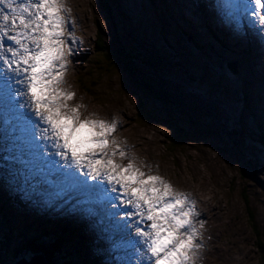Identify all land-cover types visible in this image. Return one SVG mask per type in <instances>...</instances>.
Masks as SVG:
<instances>
[{
	"label": "rangeland",
	"instance_id": "1",
	"mask_svg": "<svg viewBox=\"0 0 264 264\" xmlns=\"http://www.w3.org/2000/svg\"><path fill=\"white\" fill-rule=\"evenodd\" d=\"M170 1L69 0L80 19L78 22L72 16L73 29L77 32L83 25L84 47L79 63L76 61L75 68H69V79L74 92L79 93L78 99L85 95L91 106L100 107L96 112L122 114L120 130L123 129L122 133L128 139L127 150L120 140L118 142L138 167L163 177L177 191L193 195L198 206H206V215L197 220L198 228L203 224L204 228L199 230L206 237L205 241L201 240L203 246L198 264H262L264 52L262 58L254 50L248 55L244 47H236V44L248 33L255 35L256 30L264 38V25L251 15L253 2V7L243 4L239 7L237 3L242 0H231L235 18L240 15L241 8L257 27L256 30L239 31L235 27L236 19H224L217 5L211 8V16L203 15L202 18L195 0ZM177 22L184 23L186 28L178 26ZM209 34H215L222 44L228 41L230 45L216 44ZM232 34H238L237 38L234 39ZM185 35L192 43L183 40ZM230 47H236V50H230ZM252 47L251 42L245 46L246 49ZM224 53L233 54L231 61L227 60L230 59L228 55L224 58ZM235 55L239 58L234 59ZM132 56L126 63L134 62L131 63L133 73H130L125 71L124 57ZM256 60H259L257 65ZM80 79L86 85H82ZM87 86L90 87L86 91ZM160 87L164 98L157 93ZM169 94L173 96L172 101L166 99ZM77 105L83 108V102ZM173 121L181 127L179 137L173 134ZM36 126L41 128L39 124ZM12 128L13 121L0 116V148L3 150L0 157L2 163L11 161L9 165L0 166V189L15 190V185L24 183L29 204L24 211L23 207L12 209L6 200H2L6 215L13 210V220L9 217L0 219V247L7 246L8 253L25 243L27 236H17L18 222H22L20 227L42 228L50 226L47 222L57 218L73 216L76 221L70 219L71 223H85L84 228L88 227L92 236H99L95 241L99 243V251L102 248L106 253L97 251L92 243L84 254L90 260L89 264H129L122 255L120 237L110 236L111 231L97 222L100 214L94 221L75 218L70 212L63 213L59 203L69 198L67 190L47 187L44 174L29 177L25 163L21 165L23 170L17 167L13 155L10 157L5 147H9ZM12 151H17V147H12ZM117 159L127 163V160ZM12 165L18 170L14 176L16 182L10 181ZM1 168L10 178L5 172L1 173ZM39 191L46 196L39 198ZM110 200L113 202L112 198ZM109 202L106 199L104 204L107 206ZM34 212L41 213L37 214L42 219L40 223L39 217L32 215ZM65 224L67 228L73 226L70 222ZM123 224L126 222L118 227ZM8 230L11 231L5 234ZM72 234H76L83 246L88 244L83 235ZM133 242L131 239L129 245ZM259 246L263 248L261 251ZM9 255L0 252V264L2 260L13 264L20 259ZM30 257L31 250H28L25 258Z\"/></svg>",
	"mask_w": 264,
	"mask_h": 264
},
{
	"label": "snow or ice",
	"instance_id": "2",
	"mask_svg": "<svg viewBox=\"0 0 264 264\" xmlns=\"http://www.w3.org/2000/svg\"><path fill=\"white\" fill-rule=\"evenodd\" d=\"M251 15L264 25V0H253ZM7 11H4V10ZM71 10L65 0H0V61L23 90L15 97L45 125L42 139L56 150L60 166L76 169L93 181L119 191L122 203L137 218L136 249L145 264H198L202 233L197 227L195 202L174 189L163 177L145 172L114 138L118 123L83 118L81 105L73 106L75 93L66 90L68 58L77 43ZM10 32L14 34H9ZM3 38L13 46H5ZM71 41V43H69ZM127 160V163L117 162ZM73 176L74 173H67Z\"/></svg>",
	"mask_w": 264,
	"mask_h": 264
},
{
	"label": "bare ground",
	"instance_id": "3",
	"mask_svg": "<svg viewBox=\"0 0 264 264\" xmlns=\"http://www.w3.org/2000/svg\"><path fill=\"white\" fill-rule=\"evenodd\" d=\"M197 1L202 6V9H203L202 16L203 15L211 16L210 12L213 8H215V3L213 5V1H215V0H197ZM20 2H22V0H20ZM73 2H74V0H73ZM252 2H253V0H242V3L240 1H238L237 4L239 5V7H241L243 5L247 6V7L248 6L253 7ZM65 3H66V6L71 10V20L73 21V18H72V16H73L74 20L79 22L80 21L79 15H78L77 11L75 10L73 4L70 3L69 0H65ZM211 6H214V7H211ZM4 11H7V10L5 9ZM239 13H240V15L235 18L236 21L238 22V23L236 22V26L238 29H240L239 31H241V29H243L242 23L244 24L245 27H248V28L254 29V30L257 29L255 24L251 21L250 15H248V13L246 11H243V10H241V8H239ZM226 17H228V19H231L232 15L230 16V15H227V13H226ZM177 23H178V26L180 25L181 27L186 28V25L184 23L182 25L179 24V22H177ZM249 24H251L252 26ZM82 29H83V25L82 26L80 25L78 31L76 32L73 29V25L70 26V30L74 31V33H75V36L77 38V43L73 46V53L68 58L67 71H66L65 77H64L65 83H64L63 87L66 90L71 91L73 93H75L74 89H73L74 86H73L71 80L69 79L70 75L68 74V71H69L70 67L75 68V66L77 65L76 61L78 63L80 61L79 60L81 58L80 52L82 49H84ZM232 32H229V33H232ZM9 34L11 35L14 33L10 32ZM255 35L257 36L256 38H255ZM255 35L253 33H248L244 39H243L244 36L239 38V41L237 42L236 47H239V48L244 47V49L247 50L248 55H250L251 51L254 50V52L257 55H261V56H259V58H262V55L264 52V38L262 36H259L260 33L257 32V30L255 32ZM209 36H210V38H211V36L214 37V42H216V44H219V45L222 44L214 34H209ZM232 36L234 37V39H236L238 34H237V36L236 35L234 36L232 34ZM250 42L253 44V47L250 49H248V48L246 49L245 46H249ZM3 43L5 44L6 47L7 46H13L14 47L12 42L7 40V38H3ZM69 43H71V41H69ZM226 44L230 45V43L228 41H226V43L222 44V45H226ZM236 47L234 49L230 47V50H236ZM222 48H225V47L222 46ZM225 52H228V51H225ZM242 53H245V52H242ZM227 55L229 56L230 59H227V58L226 59L231 61L233 54L232 53H224V58ZM238 58L239 57L235 55L234 59H238ZM254 58L256 59V57H254ZM252 59H253V57H252ZM232 62H234V60H232ZM255 62L257 65V62H259V60L258 61L256 60ZM248 74L250 75V73H248ZM12 76H13V74L11 72L6 71L5 66L3 65V62L0 61V116H2V118H6V119L10 118L13 121V125H14V128H12L10 130L11 135H10L9 147L7 145H5V147L8 149L9 156H10V154L13 155V160L15 159V164L17 165V167L18 166L21 167V165H23L24 163L26 164L24 167H26V169L29 171V173H30L29 177L32 178L36 175L40 176L41 174H44L46 176V177H44V178H46V181L48 179H50V181H51L50 183H46L47 187H51L50 185L52 184L54 189H58L59 185L65 184V190H67V192L70 195H69V198H64L61 201V204L63 205V207L68 212L72 213V215H75V218H78V219H81L83 217V218H88L89 220L95 221V219L98 217V214H100L99 221H97V222L99 224H101L102 226H105L108 230L111 231L110 236L113 234H116L120 237V239L122 240V243H121L122 255H124L126 260L129 261V264H145V262L139 260V257L136 253V249L141 248L142 246L138 243L139 238L134 235L135 228L136 227H143L144 225H138L136 223V220H137L136 217L126 215V213H130L132 211V209L130 207L125 206L121 202L122 198L120 197L119 191H117L116 193H113L111 191L110 185H107L103 181H93L90 178H87V182L84 183L82 181L85 180V177L83 176L82 173L78 172L76 169H65L62 166L63 165L62 161L60 162L61 166H59V167H57V165L53 163L54 161L59 160V157H57L55 155L56 150L54 148H52L51 143L49 141L42 139L40 136V132L45 127V125H43L39 121V119L37 117H35V115L32 113V111L28 107H20L19 106L20 104H24L25 100L23 97H15L14 96V89H18V90H23V89L21 88L20 85H16L14 83V81L12 80ZM250 77H253V76H250ZM76 93H75L74 100L70 101L69 103L72 104L73 106H75L79 102L80 103L83 102V108L80 109V112H81V115L83 118L100 119V120H105L108 122H112L113 120H115L118 123V129H117L116 133H114V138L117 141L120 140L121 144L125 145V147H126L125 149L127 150L128 139L126 137H124V134L122 133L123 129L120 130L123 127V119L124 118H122V114H116L115 113L116 114L115 115L112 113V115H106L105 113H103V111L101 112V110L99 111L101 113H98V112H96V110H99V108H100L98 105L97 106H94V105L91 106L92 103L89 104L90 99L87 100L86 98H84L85 95L80 96V98L78 99L79 93H77V94ZM83 98H84V101H83ZM119 109H117V111ZM118 113H119V111H118ZM37 124H39L41 126V128H38V126H36ZM12 147H14V148L17 147V151L13 152ZM33 147H34V151H33ZM2 153H3V150H1V148H0V154H2ZM24 154H25V157H23ZM52 155H54V156L52 157ZM2 159L3 158L0 157V166L11 164V161H9L8 163H2V161H3ZM117 162H118V159H117ZM11 169H12V175H11L10 181L16 182V181H14V176H15L16 172H18V170L16 167L14 169L13 165H12ZM19 169L23 170L22 167ZM3 172H5V175L8 178H10V175L8 174V172L1 168V173H3ZM64 172L74 173V175L73 176H65ZM83 183L86 186L87 185L92 186V189L94 190L95 195L97 194V198H98L97 201H94L91 198L92 197V190H89L88 192H86L84 189H82L84 187L82 185ZM77 186H78V188H77ZM14 191L16 193L17 202L19 204H23L22 207H23L24 211H27V209H25V207H27V205L29 204V201H28L29 197H27L28 193L26 191L25 184L21 183L19 185L18 184L15 185ZM179 192H181V191H179ZM1 193H2V189H0V194ZM2 196H4L6 198V194H3L0 196V200H1ZM45 196L46 195L43 194V197H45ZM188 196L195 202L196 209L199 213L197 220L199 219L200 216L206 215V209H207V208H205L206 206L205 207L198 206L199 204H197V200L195 199V197L193 195H188ZM97 198H95V199H97ZM111 198H112L113 202H111V200H110ZM106 199L107 200L109 199V201H110L107 206L104 204V201ZM59 206L61 208V205H59ZM97 206H99L100 208L98 209ZM37 214L40 215L41 213L34 212L32 215H34L35 217L38 216L39 217L38 223H40V221L42 219ZM8 217H9V220H13V217H12L10 212L8 214ZM75 221H76V219H73V222H75ZM122 222H126V224L121 225L119 228L118 225ZM47 224H49L51 226H57V225L59 227L63 226V224L61 222H58V221L47 222ZM84 226H85V223H84ZM84 226L79 224V223H74V226L69 228V231H70V233H77V234L83 235L87 239V242H88L87 246L91 247L92 243H95L94 241L97 242L96 239H99L98 238L99 236H97V237L92 236L91 233L88 232V229H87L88 227L84 229ZM74 230L76 232H73ZM116 232H120V234H118ZM92 237H94L95 239H93ZM131 239L134 242L131 245H129V242ZM205 239H206V237L203 235L202 241H205ZM214 244H216V242H214ZM98 246H99V243L94 245V247H98ZM128 246H132V248H130V247L128 248ZM126 251H127V254H126ZM100 252L102 254H106L105 251L102 250V248H100ZM43 257H45V256H43ZM107 258L111 259L109 256Z\"/></svg>",
	"mask_w": 264,
	"mask_h": 264
},
{
	"label": "trees",
	"instance_id": "4",
	"mask_svg": "<svg viewBox=\"0 0 264 264\" xmlns=\"http://www.w3.org/2000/svg\"><path fill=\"white\" fill-rule=\"evenodd\" d=\"M215 35V34H214ZM216 36V35H215ZM189 42L192 43L188 38H186ZM222 42V41H220ZM95 44H97L95 42ZM98 46V44H97ZM132 57H124V68H126L125 71H129L130 73L132 72V66L131 63L133 64L134 62H129V65L126 64L128 60L132 59ZM126 61V62H125ZM134 68V67H133ZM82 85H86L82 79H80ZM90 86L85 87V90H89ZM157 93L164 98V94L162 93L161 87L157 89ZM172 95H166V99L169 101H172ZM160 99V98H159ZM165 104L166 102L163 101ZM166 105H170V103H167ZM165 105L161 106L164 107ZM141 110V109H140ZM151 118V117H150ZM171 123L174 126V131L173 134L176 137H179L181 133V127L177 126L176 124ZM5 190V192H4ZM2 189V193L0 194H7L6 198L4 196L1 197L0 200V219L8 218V215L4 213L6 210L3 208L4 204L2 200H6L8 204H10V207L12 209L15 208H21L23 204H19L16 200V197L8 192L6 189ZM10 210V213L13 217V210ZM1 223V221H0ZM20 223L18 222V231L19 235H17L19 238H27L24 240L25 243L21 244L20 246H17L18 249L14 250L13 252L11 250L8 251L7 253V246L0 247V252H3V255L13 254V259L15 258H21L25 257L26 254L28 253V250H31V256L35 254H41L45 259L46 264H89L90 260H87L84 254L88 252V246L87 245H82L79 241V238L76 237V234H72L69 231V228H67L66 224H63L62 227H56V226H46L42 228H31L30 226L25 227H20ZM62 229V230H61ZM16 230V229H13ZM11 230L6 231L5 234L9 233ZM13 232V231H12ZM86 244V242H84ZM258 244H260L258 240ZM260 251L263 249L262 246L260 247ZM263 255V254H262ZM8 257V255H6ZM7 260V258H6ZM2 264H8V262H4L2 260ZM264 264V263H262Z\"/></svg>",
	"mask_w": 264,
	"mask_h": 264
},
{
	"label": "water",
	"instance_id": "5",
	"mask_svg": "<svg viewBox=\"0 0 264 264\" xmlns=\"http://www.w3.org/2000/svg\"><path fill=\"white\" fill-rule=\"evenodd\" d=\"M157 85V84H154ZM13 264H46L43 255L35 254L32 255L29 259L21 258L15 261Z\"/></svg>",
	"mask_w": 264,
	"mask_h": 264
}]
</instances>
